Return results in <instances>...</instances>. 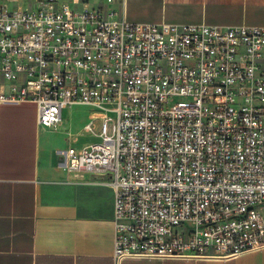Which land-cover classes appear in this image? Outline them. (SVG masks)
Masks as SVG:
<instances>
[{
    "label": "built area",
    "instance_id": "built-area-1",
    "mask_svg": "<svg viewBox=\"0 0 264 264\" xmlns=\"http://www.w3.org/2000/svg\"><path fill=\"white\" fill-rule=\"evenodd\" d=\"M122 6L0 0V101L37 103L41 127L101 112L102 141L65 168L114 190L117 263L264 249V27L131 24Z\"/></svg>",
    "mask_w": 264,
    "mask_h": 264
},
{
    "label": "crops",
    "instance_id": "crops-1",
    "mask_svg": "<svg viewBox=\"0 0 264 264\" xmlns=\"http://www.w3.org/2000/svg\"><path fill=\"white\" fill-rule=\"evenodd\" d=\"M122 13L131 24L264 27V0H123ZM98 112L73 104L58 126L41 127L37 103L0 101V264H264V249L230 259L117 263L114 190L65 168L64 152L91 134L90 123L95 134Z\"/></svg>",
    "mask_w": 264,
    "mask_h": 264
},
{
    "label": "rangeland",
    "instance_id": "rangeland-1",
    "mask_svg": "<svg viewBox=\"0 0 264 264\" xmlns=\"http://www.w3.org/2000/svg\"><path fill=\"white\" fill-rule=\"evenodd\" d=\"M178 100V99H177ZM99 113V112H98ZM101 115V112L99 113ZM111 124H109V130H110ZM101 128V121L98 120L95 123V134H87L85 133L83 136L78 138V141L73 144V146L79 150L82 149L84 146L91 144V143H99L102 141V138L98 135ZM264 207L262 208V213L264 215Z\"/></svg>",
    "mask_w": 264,
    "mask_h": 264
}]
</instances>
